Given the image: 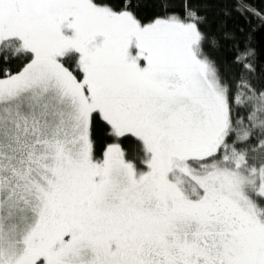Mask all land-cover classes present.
Returning <instances> with one entry per match:
<instances>
[{
	"label": "snow or ice",
	"instance_id": "obj_1",
	"mask_svg": "<svg viewBox=\"0 0 264 264\" xmlns=\"http://www.w3.org/2000/svg\"><path fill=\"white\" fill-rule=\"evenodd\" d=\"M264 8L0 0V264H264Z\"/></svg>",
	"mask_w": 264,
	"mask_h": 264
},
{
	"label": "trees",
	"instance_id": "obj_2",
	"mask_svg": "<svg viewBox=\"0 0 264 264\" xmlns=\"http://www.w3.org/2000/svg\"><path fill=\"white\" fill-rule=\"evenodd\" d=\"M248 2L252 3L257 8H264V0H248ZM258 40H264V30H261L257 33Z\"/></svg>",
	"mask_w": 264,
	"mask_h": 264
}]
</instances>
